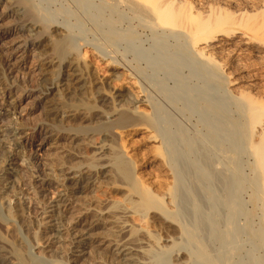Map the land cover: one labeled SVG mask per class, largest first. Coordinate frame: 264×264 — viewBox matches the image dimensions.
Segmentation results:
<instances>
[{
	"label": "rangeland",
	"instance_id": "rangeland-1",
	"mask_svg": "<svg viewBox=\"0 0 264 264\" xmlns=\"http://www.w3.org/2000/svg\"><path fill=\"white\" fill-rule=\"evenodd\" d=\"M114 1L32 0L35 9L24 13L22 2L0 0V57L7 62L4 67L9 75L0 76V135L4 133L10 140L6 145L14 149L12 156L0 157V245L7 263L38 264L36 259L45 257L50 264H124L113 245L120 236L114 233L116 227L112 228L109 213L122 209L121 212H136L130 216L131 224L144 230L154 242L156 238L169 237L162 227L170 230L172 241H163L162 245V240L155 242L147 247L149 255L144 254H158L163 263L184 264L191 260L188 257L195 250L192 243L187 246L191 254L186 252L180 260L175 259L176 253H169L174 245H187L179 239V226L187 221L199 227L198 234H204L206 250L209 249L204 259H194L192 264H208L210 259L221 254L223 258L225 253L226 258H218L226 263L229 246L225 247L224 238L231 224L235 227L229 229L234 235L230 241L235 248L226 264H264V191L253 168L255 159L247 152L248 143L260 139L264 121L262 128L257 126L251 131L253 126L248 125L247 129L240 110L244 109L242 103L245 109L252 105L264 107V0H171L172 9L181 14V26L189 28L186 22L193 21L185 17L191 15L196 18L194 22L212 25V35L218 38L213 48L197 45L186 35L166 31L150 17L140 18L128 2ZM37 20L40 22L36 23ZM63 37L71 41L69 57L77 74L70 64L60 67L56 62L52 47L55 39ZM78 83L85 84L82 90ZM10 88L13 90L7 95ZM210 107L214 111L210 112ZM118 110H128L149 120L123 130L113 128L109 140H104L106 131L101 134L97 127L114 119L111 114ZM240 123L245 128L240 129ZM41 125L47 131L32 136L34 128ZM77 130L79 138L75 139ZM166 137H180L178 143L184 140L183 145L187 144V155L183 153L181 161L186 156L191 161H197L198 156L201 159V169L193 165L196 161L189 160V167L194 166L189 168L193 175L186 178L184 193L187 196L197 192L196 198L193 196L197 199L202 192L205 198L200 196L198 202L190 203V195L187 196L185 219L181 218L185 210L180 207V196L172 198L171 194L180 170L174 164L178 165L180 160L173 162L170 158L178 156L182 145L180 142L179 148H172L169 153ZM188 142L193 146L189 148ZM100 146L111 147L104 155L107 158L116 150L123 151L134 162L142 185L163 207L153 208L156 212L140 209V199L131 197L129 187L111 176L95 175L92 183L80 182L79 169L95 160L101 163L97 160L101 156L97 154ZM34 162H39L40 170L32 167ZM195 167L200 175L206 172L202 175L207 179H198L200 175L193 173ZM39 178L37 191L44 196L43 201L33 185ZM201 178L205 188L197 186L202 184ZM226 187L231 188L227 193ZM62 192L67 195L61 199L58 193ZM234 194L238 208L233 206L235 210L231 212L226 204ZM16 201L20 210L13 208ZM32 201L40 207L27 211ZM177 215L183 221L178 223ZM57 218L73 220L70 233L78 241L83 239L82 247L78 242L69 245L70 234L64 233L66 240L59 239ZM97 223L100 225L94 226ZM200 237L198 240H202Z\"/></svg>",
	"mask_w": 264,
	"mask_h": 264
},
{
	"label": "bare ground",
	"instance_id": "bare-ground-1",
	"mask_svg": "<svg viewBox=\"0 0 264 264\" xmlns=\"http://www.w3.org/2000/svg\"><path fill=\"white\" fill-rule=\"evenodd\" d=\"M14 1H16V2H22L21 4H24V10H23V12L25 13V12H28L29 11V9H35V5L33 4L34 2H32V0H14ZM113 1V0H112ZM116 1V0H115ZM114 1V2H115ZM122 1H125V3L126 2H128L129 4H127V5H129V6H133L132 8H133V10H135L138 14H139V16L141 15V17L140 18H142V16H143V19H144V17H147V18H149L150 20H156L157 22H159L160 24H162L163 25V27L165 28V30L166 31H170L171 33H180V34H183L184 36L186 35V37H188V38H190V39H192L193 41H194V43L195 44H197V45H204V46H206V47H212V45L214 44V42L218 39V38H216L215 37V35H212V31H213V27H212V25H208L207 23H205V22H194L195 20H196V18H195V16H193V15H191V16H186L185 17V19H187V21L188 20H190V21H193V22H186V23H188L189 24V28L187 27V25L186 26H181V23L182 22H180V17L181 16H179V15H181V14H179V12H178V14L176 13V10H173L172 9V7H171V5L173 4L172 3V1L171 0H165V1H161V0H122ZM15 2V3H16ZM14 3V4H15ZM116 5H118L117 3H116ZM37 7V6H36ZM40 11V10H39ZM38 11V12H39ZM40 14V13H39ZM34 16V15H33ZM38 16V15H37ZM42 16V15H41ZM185 16V15H184ZM43 17V16H42ZM178 17H179V19H178ZM44 18V17H43ZM152 18V19H151ZM182 18H183V16H182ZM38 19V18H37ZM39 20H40V18H39ZM39 20H37L36 21V23L37 22H40ZM182 20V19H181ZM34 21V20H33ZM148 21V20H147ZM155 22V21H154ZM153 21H152V23L155 25V23H154ZM43 23V22H42ZM152 24V25H153ZM151 25V26H152ZM153 25V26H154ZM158 24L156 23V26H157ZM35 26V25H34ZM187 27V28H186ZM164 31V30H163ZM215 31V30H214ZM43 32V31H42ZM179 34V35H180ZM187 38V39H188ZM70 44H71V41H70V39L68 38V37H63V38H57V39H55V42H54V46L52 47L53 48V53L56 55V58H57V63L59 64V66L60 67H64L65 65L67 66V65H69L70 64V66H71V61H70V57H69V47H71L70 46ZM197 47V46H196ZM201 47V46H200ZM203 48V47H202ZM213 48V47H212ZM204 49V48H203ZM198 51V53H200L201 51H202V49L201 48H199V49H197ZM196 51V50H195ZM52 54V53H51ZM206 60H208V59H206ZM7 62H5V60L4 59H2V57H0V64L1 65H3V66H1L0 67V76L1 75H3V77H5V78H9V75H8V72H7V70L5 69V65L4 64H6ZM49 63V62H48ZM76 65H72L71 67V69H72V71H73V73H75V74H77L76 73V67H75ZM61 74V73H60ZM1 79H2V77H1ZM9 80V79H8ZM69 80H72V79H69ZM7 81V80H6ZM5 82V81H4ZM11 82V81H10ZM25 82H26V80H25ZM6 83V82H5ZM24 83V82H23ZM4 84V83H3ZM64 84H66V83H64ZM79 84V83H78ZM13 85V84H12ZM84 85L85 84H79L78 86V88H84ZM19 86V85H18ZM6 87V86H5ZM4 88V87H3ZM79 89V90H80ZM144 89V88H143ZM12 90H13V88L11 89H9V90H7V95L9 94L10 95V93L12 92ZM82 90V89H81ZM85 90V89H84ZM75 91V90H74ZM77 91V90H76ZM70 92V91H69ZM79 92V91H78ZM81 94V92L79 93V95ZM2 95V94H1ZM148 95V94H147ZM149 97V96H148ZM18 98V97H17ZM139 101H142V102H144L145 101V99H141V100H139ZM149 102H150V100H148ZM259 103V102H258ZM262 103V102H261ZM246 104V103H245ZM221 105V104H220ZM226 105V104H225ZM248 105V104H247ZM252 105V104H251ZM250 104H249V106H251ZM242 106H244L243 108L244 109H240V110H243V113H241L242 114V116H243V118H244V120H245V118H246V122H245V124H246V126H247V129L249 128L248 127V125L249 126H253L252 128H251V131H253L254 130V128H256L257 126H259V127H261V124L263 123V121H264V115L261 113V112H263V109L262 108H264L263 106H261L262 108H260L258 105H256V107H254L253 105L250 107V108H247V109H245V105L242 103ZM258 106V107H257ZM156 107V106H155ZM164 109V108H163ZM168 109V108H167ZM134 110V109H133ZM161 110V109H160ZM208 110H209V107H208ZM214 111V109L212 108V107H210V112H212V111ZM216 112V111H215ZM215 112H213V113H215ZM241 112V111H240ZM239 112V113H240ZM264 113V112H263ZM154 114V113H153ZM216 114H218V113H216ZM262 115H263V117H262ZM151 116H153V115H151ZM156 116V115H155ZM158 116H159V114H158ZM231 116V115H230ZM111 117H113L114 119H112V120H110V121H108V122H104L103 124H101L99 127H97V130H99V132H101V134H102V132H104V131H106L105 133H103V139L104 140H109L108 138H109V136H110V133H111V131L113 130V128H118V129H121V130H123V129H126V128H128L129 126H137V125H139V124H144V122L147 120H149V119H147L146 117V120H144V117H137L135 114H133L131 111H128V110H118L117 112H114L113 114H111ZM168 117H169V115H168ZM177 118V117H176ZM9 119V118H8ZM157 119H158V117H157ZM169 119V118H168ZM3 120V119H2ZM6 120V119H5ZM170 120H172V118L170 119ZM212 120V119H211ZM217 120V119H216ZM215 120V121H216ZM243 120V119H242ZM248 120V121H247ZM7 121V120H6ZM146 121V122H147ZM167 121V120H166ZM174 121V120H173ZM175 121H176V119H175ZM213 121V120H212ZM238 121V120H237ZM149 122H151V123H153L152 121H151V118H150V121ZM163 122V121H162ZM161 122V123H162ZM243 122V121H242ZM242 124V127L240 128V129H242V128H245L244 126H245V124H243V123H240L239 125H241ZM149 125V124H148ZM84 127V126H83ZM162 127V126H161ZM156 128V127H155ZM159 128V127H158ZM169 128V127H168ZM258 128V127H257ZM262 128V127H261ZM90 129V128H89ZM91 129H92V127H91ZM45 130L47 131V129H46V127L44 126V125H41V126H38L37 128L35 127L34 128V130H33V132H32V136H37V135H42V134H44V132H45ZM81 130V129H80ZM83 130H85V129H83ZM156 130V129H155ZM176 130V129H175ZM185 130V129H184ZM14 131H16V130H14ZM73 131H74V129H73ZM90 131V130H89ZM248 131V130H247ZM261 132L259 133L260 135H259V137H260V139L258 140V141H250L249 143H248V150H247V152L248 151H250V154H251V156L253 155V159H255V160H253V162L255 163L254 165V167L253 168H255L254 170L256 171V174H257V177L259 178L258 180H260L259 182H260V184H261V186H262V189H263V191H264V128H262V130H260ZM13 132V131H12ZM79 131L77 130L76 131V133H75V139H77V138H79ZM83 132H85V131H83ZM162 132V131H161ZM160 132V133H161ZM211 132H212V130H211ZM257 132V131H256ZM113 133V132H112ZM179 133V132H178ZM249 133H251L250 132V130H249ZM1 134V133H0ZM9 134V133H8ZM11 134V133H10ZM85 134H86V132H85ZM100 134V133H99ZM114 134V133H113ZM169 134H171V133H169ZM176 134V133H175ZM159 135H161V134H159ZM162 135H164L163 133H162ZM217 135V134H216ZM223 135V134H222ZM245 135V134H244ZM253 135V134H252ZM73 136V135H72ZM82 136V135H81ZM170 136H172V135H170ZM174 136V135H173ZM246 136H247V134H246ZM251 135H249L248 136V138L250 137ZM102 137V136H101ZM111 137V136H110ZM181 137V136H180ZM180 137L178 138V140L177 139H174V140H170L171 139V137L170 138H167L168 140V142H166L165 141V144H168V149H170V150H168L169 151V153H170V151L172 150V148H174L175 149V147L178 149L179 148V146H178V144L180 143L182 146V149H180L181 151H180V153L178 154V156H176L175 157V155L174 156H172V158H170V157H168V158H170V160H172L173 162H176V161H178L179 162V160L181 159V157L183 156V153L184 154H186L187 155V151H184V150H186L185 149V146L184 145H187L186 143H187V141L184 139V138H182V139H184L183 141L184 142H186L184 145H183V141H180L179 143H178V141L179 140H182V139H180ZM213 137H214V135H213ZM114 138V137H113ZM165 138V139H166ZM244 138H245V136H244ZM253 137H251V139H252ZM0 157H2V156H4V155H8V157H10V156H12L13 154V152H14V149L12 148V146L11 147H9V146H7L6 144V141H9L10 142V140L8 139V137L3 133L2 135H0ZM112 140V139H111ZM213 140V139H212ZM12 141V140H11ZM106 143V142H105ZM116 143V142H115ZM162 143H164V141L162 142ZM214 143V142H213ZM244 143L245 144H247L246 143V141H244ZM188 144H189V142H188ZM203 145V144H202ZM217 145V144H216ZM107 146V145H106ZM121 146V145H120ZM166 146V145H165ZM189 146V148H190V146L192 147L193 145H191V144H189L188 145ZM246 146V145H245ZM167 147V146H166ZM170 147V148H169ZM205 147V146H204ZM108 148H111V147H104V146H100V147H98L97 149H98V151H97V154H99V155H101L100 157H98L97 158V160H102L101 161V163H99V161L98 162H96V160L95 161H93V162H95L94 164H93V162L90 164V165H88V166H86V168H84V169H79L78 171H77V173H79V175L77 176V178H79V180H80V182H83V181H85V183H92L94 180H93V178L95 179V175L96 176H98V177H103V176H111V178L113 177L117 182H121V183H123V184H126L128 187H129V190H131L133 193H132V195H131V197L134 195V197L135 196H137L140 200L138 201L139 203H137L139 206H140V209H142V210H152L151 212H156L153 208H160L161 207V205H162V207H163V203H161V201H159V200H157L156 198H155V196H154V194L151 192V191H149V189L147 190V188H145V186L144 185H142V183H141V181H140V179L138 178V176H137V173L135 172L136 170H135V165H134V162H132L128 157H126L125 156V153H123V151H121V150H114L115 152H113L114 153V155H112L111 157H109V158H107L106 156H104L106 153H107V150H108ZM187 148V147H186ZM188 148V149H189ZM199 148H200V146H199ZM246 148V147H245ZM21 149V148H20ZM19 149V150H20ZM176 149V150H177ZM193 149V148H192ZM201 149V148H200ZM111 150V149H110ZM167 150V149H166ZM194 150H195V148H194ZM27 151V150H26ZM192 151V150H191ZM167 152V151H166ZM179 152V151H178ZM201 152V151H200ZM168 153V152H167ZM174 153V152H173ZM172 153V154H173ZM175 153H176V151H175ZM198 153V152H197ZM210 153V152H209ZM190 154V153H189ZM196 154V152L194 151V153H193V155H195ZM203 154V153H202ZM28 155V154H27ZM182 155V156H181ZM198 155H200V154H198ZM29 156H30V158H31V155L29 154ZM171 156V155H170ZM181 156V157H180ZM202 156V155H201ZM204 156H205V154H204ZM195 157H197V156H195ZM199 157V156H198ZM197 157V161H196V158H194L193 160L194 161H196V164H193L194 166L196 165V167L197 168H199V169H201V163L199 164L198 162L201 160L200 158H198ZM230 157V156H229ZM179 158V159H178ZM202 158V157H201ZM206 158H207V156H206ZM32 160H34L33 159V156H32V158H31ZM91 160V159H90ZM189 160H190V162H192L191 161V159H189V157H187L186 156V158L185 157H183L182 158V161L180 160V163H182L181 165L182 166H180V163H178V165H176V163L174 164V166H176L177 167V169L178 168H180V170L176 173L177 174V177L178 178H176V185L175 186H173L174 187V189H173V191H172V193L171 194H173V196H172V198L174 197L175 198V196L177 197V196H180V198H181V200H182V202H180L181 204H180V207H182L183 208V210H185V209H187L186 207H185V203L186 202H188L189 200H187V198L189 199V197H190V203H192L191 201L192 200H194V201H197L198 200V198L201 196L202 198L204 197V195H201L202 194V190L203 191H205L204 189H202L203 187L205 188V186H203L204 184V180L203 179H207V178H203V177H206V176H204V175H207V174H205V173H202V174H204V175H200L199 173H201L200 172V170H197V168L195 167V172H193L194 174H199L200 176H198L197 175V177H198V179H199V177H202L201 179H202V181L203 182H200V183H202V184H200V185H198L197 184V186H198V188H200L201 187V185H202V190L201 189H199V191L201 192V194H200V196L197 198V199H194L193 198V196L195 197V195L197 196L198 194H197V192L195 193V195H194V193H192L191 192V194H193L192 196H191V194H188V193H190L189 191L187 192V194L188 195H190L189 197H187L186 196V194L184 193V191L186 192V188L187 187H185L186 186V184H187V182L186 181H188V180H186V178H190V176L191 175H193V174H191V168L192 167H194V166H190L189 167V165H191V164H189ZM203 160V159H202ZM193 161V162H194ZM201 162V161H200ZM213 162V161H212ZM216 162V161H215ZM252 162V163H253ZM90 163V162H89ZM198 163V164H197ZM206 165H204V166H209L206 162H204ZM214 163V162H213ZM187 164V165H186ZM212 164V163H211ZM215 164V163H214ZM72 165V164H71ZM75 165V164H74ZM139 166V165H138ZM178 166H180V167H178ZM186 166H187V168H186ZM32 167L34 168V169H38V170H40V164H39V162L38 163H36V162H34V164L32 165ZM172 168H175V167H173L172 166ZM190 168V169H189ZM202 168H205V167H202ZM208 168V167H207ZM86 169V170H85ZM193 169V168H192ZM174 170V169H173ZM190 170V171H189ZM35 171V170H34ZM63 171V170H62ZM174 171H176V170H174ZM193 171V170H192ZM196 171H199V173H196ZM202 171V170H201ZM203 172V171H202ZM216 172V171H215ZM21 173V172H20ZM24 173V172H23ZM26 173V172H25ZM46 173V172H45ZM213 173V172H212ZM26 175V174H25ZM41 175V174H40ZM213 175V174H212ZM37 176V175H36ZM196 176V175H195ZM194 176V177H195ZM209 176H211V175H209ZM219 176V175H218ZM42 177V176H41ZM194 177H192V180H193V178ZM196 177V178H197ZM216 177V176H215ZM24 179V178H23ZM38 179V178H37ZM40 180H36V181H34V183H33V185H34V187L36 188L35 190L37 191V189H38V184H39V181H41V178H39ZM44 178H42V180H43ZM191 179V178H190ZM191 180V181H192ZM197 180V179H196ZM21 181V180H20ZM44 181V180H43ZM143 181V180H142ZM201 181V180H200ZM32 182V181H31ZM198 182V181H197ZM208 182V181H207ZM45 182H43V184H44ZM112 183V182H111ZM211 183V182H210ZM210 183H209V185H210ZM216 183V182H215ZM25 184H26V182H25ZM83 184V183H82ZM230 184L231 185H233V180L231 181L230 180ZM192 185V184H191ZM213 185H215V184H213ZM228 186V185H227ZM82 186H80V188H81ZM192 187V186H191ZM196 187V186H195ZM213 187V186H212ZM229 187H230V185H229ZM227 188L226 190V193L228 192V189H229V191H230V189L231 188ZM214 189V187L212 188V190ZM189 190V189H188ZM195 191H197V189L195 190ZM38 192V194H39V198H40V200H41V198H42V201H43V195H42V193L40 194L39 193V191H37ZM36 192V193H37ZM193 192H194V190H193ZM200 192H198V193H200ZM214 192V191H213ZM63 193V192H62ZM58 193L59 195H60V197H61V199L63 198V197H65V195H67V192L66 193ZM68 193H69V191H68ZM204 194V193H203ZM205 194L207 195V193H206V191H205ZM216 194V193H215ZM205 195V196H206ZM213 195H214V193H213ZM229 195H231V193L229 194ZM233 195V194H232ZM235 195V194H234ZM217 196H218V194H217ZM217 196H214L215 197V199H216V197ZM213 197V196H212ZM213 197V198H214ZM233 197V196H232ZM129 198V197H128ZM192 198V199H191ZM196 198V197H195ZM205 198V197H204ZM207 198V197H206ZM236 195H235V197H233V198H230V200L228 201V203L226 204V206H228V207H226L227 208V210H228V208H229V211H231L232 212V210L234 209L235 210V208H233V206H235L236 208H238L236 205H237V202L238 201H236ZM133 199H135V198H133ZM132 199V200H133ZM160 199V198H159ZM200 199V198H199ZM220 199V198H219ZM227 199H229V197L227 198ZM68 200V199H67ZM179 200V199H178ZM180 200V201H181ZM187 200V201H186ZM202 200V199H201ZM207 200V199H206ZM214 200V199H213ZM12 201V200H11ZM130 201V200H129ZM210 201H211V199H210ZM220 201H221V199H220ZM227 201V200H226ZM235 202V204H234V202ZM130 202H132V201H130ZM173 202H174V200H173ZM198 202V201H197ZM196 202V203H197ZM199 202H202V201H199ZM214 202H216V200L214 201ZM213 202V203H214ZM218 202V201H217ZM216 202V203H217ZM232 202H233V204L234 205H232ZM64 203V202H63ZM178 203V202H177ZM194 204H195V202H193ZM211 203V202H210ZM225 203V202H224ZM11 204V202H9L8 203V206ZM60 204V203H59ZM62 204V203H61ZM198 204V203H197ZM212 204V203H211ZM219 204H220V202H219ZM63 205V204H62ZM165 205V204H164ZM182 205V206H181ZM186 205L188 206V204L186 203ZM196 205V204H195ZM213 205H215V203L213 204ZM212 205V206H213ZM39 205H38V203L36 202V201H32V204L29 206V209L27 210V211H36L39 207H38ZM65 206V205H64ZM135 206H137V205H135ZM209 206H210V204H209ZM220 206V205H219ZM15 207V210H20V208H19V204H18V201H16V202H14V206H13V208ZM68 207V206H67ZM134 207V206H133ZM180 207H179V209H180ZM190 207V206H189ZM188 207V208H189ZM213 207H215L216 208V205L215 206H213ZM7 208V207H6ZM11 208V207H10ZM57 208V207H56ZM115 208V207H114ZM176 208H178V207H176ZM185 208V209H184ZM219 208V207H218ZM223 208V207H222ZM120 209V208H119ZM139 209V208H138ZM58 210H60V209H58ZM118 210V209H117ZM117 210H115V211H117ZM122 210V209H121ZM121 210L117 213H115V211H114V213L115 214H111L112 213V211L111 212H109L110 213V217H112V218H110L111 220H110V222L114 225V226H112V228L113 227H116V228H114L113 230H114V233H116L115 235L116 236H120V239H118V240H116L115 241V243L113 244V245H115L116 246V254L118 255V257H120V260H123V261H125V263L124 264H162L163 262L161 261V260H163V258H161L162 256H159L158 254H155L154 256L152 255V256H148L149 254V252L147 251V247H151V246H153V245H155V242L156 243H158L159 244V242H160V240H162V242H161V245L163 244V241H166V242H170V241H172V239H171V236L169 235V233H170V230L169 229H167V227H162V228H165L164 230H163V232L165 231L167 234H168V236L170 237H168V238H165V237H163V239L162 238H156V240H155V242H154V240H152L149 236H147V234H146V232L144 231V230H141V229H139V228H135V227H133V225L131 224V222H130V219H131V214H132V216H133V214L135 215V211L133 210L132 212L131 211H122L121 212ZM137 210V209H136ZM183 210H181L180 209V211H183ZM191 210V209H190ZM204 210V209H203ZM264 210V209H263ZM26 211V210H25ZM176 211H178V210H176ZM175 211V212H176ZM179 211V212H180ZM201 211V210H200ZM199 211V212H200ZM147 212V211H146ZM184 212H186V210L185 211H183V216H182V214H181V218L183 219L186 215L184 214ZM188 212V211H187ZM192 212V211H191ZM197 212H198V210H197ZM212 212H213V210H212ZM227 212V211H226ZM264 212V211H263ZM21 213V212H20ZM29 213V212H28ZM31 213V212H30ZM60 213V212H59ZM86 213V212H85ZM107 213V212H106ZM182 213V212H181ZM189 213V212H188ZM58 214V213H57ZM104 214V213H103ZM108 214V213H107ZM141 214V213H140ZM179 215H180V213H178ZM264 214V213H263ZM61 215V214H60ZM139 215V214H138ZM179 215H177V216H179ZM191 215V214H190ZM233 215V214H232ZM231 215V217H230V219L231 218H233V216ZM142 216V215H141ZM193 216V215H192ZM204 216V215H203ZM236 216V215H235ZM143 217V216H142ZM202 217V216H201ZM264 217V216H263ZM180 216H179V221H178V223L180 222ZM226 218V217H225ZM181 219V221H183ZM185 219V218H184ZM101 220V219H100ZM177 220V219H176ZM188 220V219H187ZM226 220V222H228L227 221V219H225ZM43 221V220H42ZM41 221V222H42ZM56 222H55V226H56V230H57V236L59 237V239H62V240H66V239H64L65 237H64V233H67L68 235L70 234V238L68 239V241L70 242L69 243V245L71 244V245H73L74 243H81V246H79V247H82L83 246V239H80L79 241L77 240L78 239V237H76V235H71L72 233H70L71 232V229H70V223L71 224H73L72 223V221L73 220H71V221H69V222H67V221H64L62 218H57L56 220H55ZM44 222V221H43ZM48 222V221H47ZM187 222V221H186ZM186 222H181V225L179 226L180 228H179V232L181 233V236L179 237V239H181V240H185L186 242H187V245H186V243H185V245L186 246H184L183 244V246L181 245L180 247H178L177 245H174V246H172L171 248V250H169V253H170V255L171 254H175L176 253V256H175V259L176 260H180L182 257H183V255L184 254H186V252H188V253H190V251H191V249H189V248H187V246L190 244V243H192V245H193V247L195 248V250H193L192 251V253L193 254H191L188 258H191V260L190 259H188V261H184L183 263L184 264H192L191 262L195 259L196 261H201V260H199V259H204L205 257V254H207V252H208V250H206V243H205V239L202 237V235H204V234H202L201 235V237H200V235L198 234V232L200 231V229H197V228H199V227H197V226H194V225H190V224H188V222L186 223ZM215 222V221H214ZM233 222V221H232ZM133 223V222H132ZM189 223H191V222H189ZM212 223V222H211ZM229 223V222H228ZM10 224V223H9ZM8 224V225H9ZM42 224V223H41ZM45 224V222L43 223V225ZM199 224V223H198ZM231 224V223H230ZM98 225H100V223H97L96 225H94V226H98ZM216 225H217V223H216ZM232 225V224H231ZM231 225H229V229H231L230 227H235V226H231ZM14 226V225H13ZM211 226H213V225H211ZM237 226V225H236ZM9 227V226H8ZM131 227V228H130ZM214 227V226H213ZM74 228V227H73ZM162 228H160V229H162ZM218 228H219V225H218ZM240 228V227H239ZM215 229V228H214ZM229 229H227V231H225V232H227V234H226V236H225V241H226V246L225 247H228L229 249L227 250L228 252H227V255H229L228 257H227V259H225V261H226V263H229V259H230V254H232V252H234V251H232L233 250V246H234V242L232 243L231 241H230V238L232 239V237L231 236H233L234 237V235H232L233 234V231L231 232ZM233 230L234 229H237V228H232ZM241 229V228H240ZM199 230V231H198ZM203 230V229H202ZM205 230V229H204ZM216 230V229H215ZM243 230H244V227H243ZM160 231H162V230H160ZM238 231V230H237ZM236 231V232H237ZM201 232V231H200ZM199 232V233H200ZM224 232V231H223ZM236 232H235V234H236ZM152 233V232H151ZM159 233V232H158ZM238 233V232H237ZM124 234V235H123ZM126 234V235H125ZM239 234V233H238ZM237 234V235H238ZM123 235V236H122ZM136 235H138V238H137V236ZM237 235H235V237H237ZM71 236H73V237H71ZM125 236V237H124ZM136 237V238H132V237ZM79 237L81 238V235H79ZM199 237L200 238H202V240L204 239V243H203V241L200 239V240H198L199 239ZM222 237V236H221ZM40 238V237H39ZM38 238V239H39ZM237 239V238H236ZM221 241V240H220ZM38 242H39V240H38ZM183 242V241H182ZM236 242H237V240H236ZM175 243H176V241H175ZM174 243V244H175ZM178 243V242H177ZM176 243V244H177ZM232 243V244H231ZM205 244V245H204ZM221 244H223V243H221ZM224 244V245H225ZM191 245V244H190ZM175 246H177L178 248H174ZM192 246H191V248H193ZM231 247V248H230ZM193 248V249H194ZM208 248V247H207ZM221 248H223V247H221ZM234 248H235V246H234ZM189 249V250H188ZM223 249H225V248H223ZM148 253H147V252ZM232 251V252H231ZM220 252V251H219ZM231 252V253H230ZM148 254L147 256H145L144 254ZM221 253H223L222 251H221ZM225 253V252H224ZM223 253V254H224ZM211 254V253H210ZM209 254V255H210ZM215 254V253H214ZM214 254H213V256H214ZM189 255V254H188ZM216 255V254H215ZM218 255V254H217ZM222 255V254H221ZM221 255H218L219 256V258L221 257ZM218 256H215L214 257V259H210L209 261H208V259L209 258H207V261H208V264H218V261H221L225 256H226V253H225V255L223 256V258L221 259V260H219V258H218ZM211 257V256H210ZM218 258V260H217V258ZM161 258V259H160ZM226 258V257H225ZM34 260V259H33ZM36 261H37V263L39 264V263H41V264H50L51 263V261L50 260H46L45 259V257L44 258H37L36 259ZM35 261V262H36ZM159 261V262H158ZM195 261V262H196ZM223 261L224 260H222V263H223ZM194 262V261H193ZM197 263V262H196ZM196 263H193V264H196ZM200 263V262H199ZM221 263V264H222ZM225 263V262H224ZM223 263V264H224ZM225 263V264H226ZM230 263H231V260H230ZM0 264H8L7 263V258H6V256L4 255V252H3V249H2V245H0ZM163 264H166V261L163 263ZM198 264V263H197ZM220 264V263H219Z\"/></svg>",
	"mask_w": 264,
	"mask_h": 264
}]
</instances>
